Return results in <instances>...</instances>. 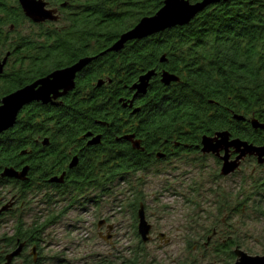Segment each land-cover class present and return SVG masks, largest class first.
I'll list each match as a JSON object with an SVG mask.
<instances>
[{
    "label": "flooded vegetation",
    "instance_id": "obj_1",
    "mask_svg": "<svg viewBox=\"0 0 264 264\" xmlns=\"http://www.w3.org/2000/svg\"><path fill=\"white\" fill-rule=\"evenodd\" d=\"M41 1L45 4L44 9L52 11V16L57 18L55 21L35 23L24 15L19 5L23 19L15 25L9 23L8 9L0 10V106L3 98L9 94L47 77L54 71L71 67L83 59L91 60L75 74L71 89L66 91L59 89L55 96H50L47 103L33 101L22 106L13 126L0 133V138L6 136L7 145L16 141L13 134L20 131L21 137L18 142L24 145L23 149H27L28 153L27 157L23 152L21 157L17 158L16 170L19 174L22 172L20 170L27 166L25 177L23 179L4 177L6 185L0 188V209L7 203L9 206L0 211V226L12 223V216L23 209L25 202L17 193V187H22L25 183L36 191L33 199L29 200L34 202L37 199L47 207L59 202H65L68 210L82 209L86 205L96 206L99 197L104 194V189L95 186L88 188L87 182L95 181L94 177H103L106 150H113L114 163L130 164L132 174L141 182L150 181L153 176L164 175L178 166L181 167V179L191 182L190 169L197 170L201 163L211 161L219 179L235 180L240 183L243 214L244 185L248 183L247 188L251 192L255 189L260 190L258 193L264 190V160L260 162L256 155L244 156L243 145L238 167L234 172L222 175L224 158L233 161L238 153L232 147L226 146L215 152H203L201 142L203 137L215 138L217 133L228 132L229 140L238 138L243 144L245 141L256 147L263 146L264 130L254 129L250 124L251 117L244 121V106L240 113L241 119L238 120L232 117L231 110L216 108L213 105L214 101L208 100L198 107L203 113L209 108L218 113L203 115L205 120L203 119L201 124L197 119L185 121L178 109L184 102V91L189 89L181 80L179 73L185 74L184 67L193 64L172 63V66L180 69L178 73L172 72L166 69L169 65L168 56L163 53L164 57L159 60V55L155 66L138 74L136 72L128 74V77L132 78L130 84L125 85L124 80H119L115 91L105 96L109 106H106L108 110L104 112V117H98L100 112L87 109V104L81 109L83 111L75 110L73 102L94 101L104 97L100 91L104 79L98 78L99 82L96 83L86 77L90 72L87 66L97 58L95 55L90 58L82 56L75 63L56 67V64H53L57 57L55 52H52L54 47L47 45L46 40H43L42 44H35L36 36L46 38L53 35L58 25L64 23L65 14H75L69 4L70 0ZM4 2L1 4H6ZM163 34L165 33H156L152 36ZM149 72L151 76L145 90L139 91L136 85L140 77ZM164 73L173 75L177 80L168 84L163 83ZM199 97L194 99L195 104L199 105L201 102ZM29 120H32L33 125L29 126ZM74 121L75 130L72 127ZM233 132L239 136H234ZM24 133L27 135L24 136ZM96 138L99 142L89 144ZM81 183L85 184V187L80 190ZM222 194L225 193H220ZM57 199L60 201H56ZM220 200L219 198L217 201ZM232 209L229 207V210ZM102 225L106 227L109 224L104 220ZM109 230L110 239L114 235L113 227ZM9 232L5 234H11V230ZM103 236L104 234L99 231V237ZM220 238L213 229L211 235L205 237L204 244L201 237L192 243L195 246L206 247ZM227 239L229 238H222L220 242L225 243ZM30 245L33 251L31 259L33 264H36L39 258L35 257V254L39 253L38 246L35 242ZM26 248L14 257L10 264L19 258L23 260Z\"/></svg>",
    "mask_w": 264,
    "mask_h": 264
},
{
    "label": "trees",
    "instance_id": "obj_2",
    "mask_svg": "<svg viewBox=\"0 0 264 264\" xmlns=\"http://www.w3.org/2000/svg\"><path fill=\"white\" fill-rule=\"evenodd\" d=\"M163 1L70 0L69 4L75 14H65L64 23L58 25L53 35L34 38L36 45L46 40L47 45L54 47L51 49L57 55L53 62L56 67L75 63L82 56L97 57L87 66L90 72L86 77L96 83L99 82L98 78L104 79L103 86L100 87L104 97L94 101L73 102L74 109L77 111L84 109L83 106L87 104V109L100 112L98 117H104V112L108 110L106 106H109L105 96L115 91L119 80H124L125 85L130 84L132 78L128 77V74L133 72L138 74L148 70L155 66L159 55L160 60L165 53L169 62L166 69L172 72H180L178 67L171 65L172 63L193 64L184 67L185 74L179 73L181 80L189 89L184 91V102L178 109L185 121L197 119L200 123L204 119L203 115L218 113L212 111V108L203 113L199 108L208 100H212L214 107L231 110L234 119L241 117L240 113L244 106L245 119L251 117V120L255 119L264 125V0L221 2L207 7L185 26L166 30L161 32L165 34L160 36L129 42L119 52L107 51L122 33L131 29L141 18L155 14L161 8ZM3 2L6 4H1ZM2 8L8 9L9 23L16 25L23 19L18 0H0V10ZM188 70L190 72H187ZM198 96L201 101L199 105L194 102ZM31 125L33 122L29 120V126ZM72 127L75 130V121ZM233 134L239 136L236 132ZM25 135L27 133H24ZM13 136L16 141L7 145L6 136L0 138V188L6 185L4 177L1 176L4 169H13L17 172V158H20L23 152L26 157L28 156L27 149H23L24 145L18 142L21 137L20 131L14 132ZM113 156V150L105 151L103 177H94L95 181L89 180L87 186L103 188L106 193L112 188L113 183L125 181L126 192L129 194L128 207L132 209L134 222L137 223V211L140 204L145 203L142 193L144 182L135 178L130 164L114 163ZM24 168L27 166H24L20 172ZM30 170L32 171L31 168ZM83 187L85 184L81 183L80 190ZM259 191L255 189L253 192L258 196ZM17 193L25 204L21 211L12 216L11 234L0 236V264H4L5 256L20 244L26 242L25 245L23 244L25 249L32 242L37 243L47 225L56 222L69 208L65 207V212L61 210L57 214H50L42 222L32 216L31 221L27 223L25 217L30 214L27 206L33 204L31 199L36 191L25 183L24 186L17 187ZM214 197L221 199L217 201V212L221 213L220 207L228 209L227 218L238 212V207L240 209L242 207V204L232 205L233 209L229 210L230 206L225 202V194H215ZM216 221L219 222V219L216 218ZM135 229L137 230L136 227ZM210 230L207 229V233ZM135 235L138 237L136 231ZM238 244L233 237L227 239L225 243L220 241L209 243L212 253L216 257H223L219 261L227 264L235 258L233 251L239 248ZM201 247L205 249L203 245ZM138 254L135 253V259H138ZM40 260L38 258L36 264H40ZM129 263L137 264L133 261ZM21 264H33V261L26 255ZM96 264H114V262L102 259Z\"/></svg>",
    "mask_w": 264,
    "mask_h": 264
},
{
    "label": "rangeland",
    "instance_id": "obj_3",
    "mask_svg": "<svg viewBox=\"0 0 264 264\" xmlns=\"http://www.w3.org/2000/svg\"><path fill=\"white\" fill-rule=\"evenodd\" d=\"M193 169H190L191 182L181 179L179 166L144 182V213L151 225L150 241L147 243L140 242L135 235L137 223L134 222L132 209L128 207L129 194L123 180L113 183L93 207L86 205L82 209L72 208L65 212V202L57 199L59 203L47 207L36 199L27 206L30 214L26 215L25 222L29 223L32 216L42 222L50 214L61 210L65 214L47 225L40 235L36 243L39 253L35 257L41 258L40 264H96L102 259L114 264H130L129 261L137 264H227L219 261L223 257H216L210 245L203 249L201 245L192 243L201 237L204 244L205 237L210 236L213 229L221 237L219 241L233 237L239 243L238 249L248 255H264V190L256 196L248 190L246 183L244 213L240 214L238 207V212L227 218L228 209L220 207L221 213L217 212L216 201L219 198L214 195L224 192L225 202L230 208L243 204L240 183L219 179L211 161L201 163L197 170ZM7 206L9 203L0 211ZM104 220L113 227V238L109 239L107 226L98 225ZM11 224L0 226V236L10 233ZM207 229H211L210 232L207 233ZM99 231L104 234L103 237H99ZM31 249L30 245L24 251L28 259L31 258ZM135 253H139L138 259H135ZM235 260H230L228 264ZM21 262L22 258H19L13 264Z\"/></svg>",
    "mask_w": 264,
    "mask_h": 264
},
{
    "label": "water",
    "instance_id": "obj_4",
    "mask_svg": "<svg viewBox=\"0 0 264 264\" xmlns=\"http://www.w3.org/2000/svg\"><path fill=\"white\" fill-rule=\"evenodd\" d=\"M229 0H198L196 2H190L189 0H164L161 8L151 16H145L141 18L131 29L122 33L118 40L115 41L110 48L109 52H119L126 43L133 40H142L156 33H161L166 30L173 29L175 27H182L187 25L196 15L201 13L209 6L219 4L221 2H227ZM18 3L24 13V15L35 23L43 22L45 20L55 21L57 18L52 16V11L44 9L45 4L41 0H18ZM91 59H83L74 64L71 67L57 70L42 78L31 85L9 94L1 101L0 106V133L13 126L16 116L22 106L29 104L33 101H41L47 103L50 100V96H55L59 89L68 90L73 87V79L75 74L80 71ZM151 73H147L140 77L139 83L136 85L139 91H143L146 88L148 79ZM177 80L173 75L164 73L162 75V82L168 84L171 81ZM236 119H241L237 117ZM245 120V118H244ZM251 126L254 129L264 130V125L253 119L250 121ZM99 142L97 138L91 141V144ZM202 151L203 152H215L222 146L232 147L238 156L233 161H228L224 158L223 165L221 167V174L228 175L238 167L239 160L241 159L242 146L244 145V156L246 154L256 155L260 162L264 160V145L260 147L247 144L240 139L235 138L229 140L228 132H220L216 134L215 138H202ZM27 172V168H24L19 174L13 169H4L1 176L9 178L23 179ZM104 221H101L100 226ZM111 225H108V230L111 229ZM137 234L142 243L150 241L151 225H149L145 218L144 206L140 204L137 211ZM162 236V235H161ZM23 250V244H20L14 251L9 253L5 257L4 264H10L14 257H17ZM33 252V251H32ZM236 260L232 264H264V255L251 256L246 252L236 248L233 251Z\"/></svg>",
    "mask_w": 264,
    "mask_h": 264
}]
</instances>
